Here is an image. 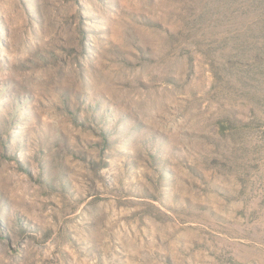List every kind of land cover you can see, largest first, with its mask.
Here are the masks:
<instances>
[{
	"label": "rangeland",
	"instance_id": "1",
	"mask_svg": "<svg viewBox=\"0 0 264 264\" xmlns=\"http://www.w3.org/2000/svg\"><path fill=\"white\" fill-rule=\"evenodd\" d=\"M0 264H264V0H0Z\"/></svg>",
	"mask_w": 264,
	"mask_h": 264
}]
</instances>
